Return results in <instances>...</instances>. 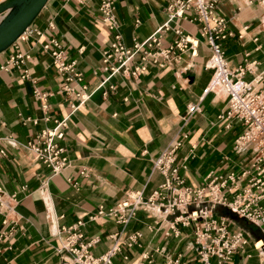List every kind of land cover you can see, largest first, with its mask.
Instances as JSON below:
<instances>
[{
    "label": "crops",
    "instance_id": "obj_1",
    "mask_svg": "<svg viewBox=\"0 0 264 264\" xmlns=\"http://www.w3.org/2000/svg\"><path fill=\"white\" fill-rule=\"evenodd\" d=\"M169 1L115 0L123 44L131 47L163 25ZM249 1L219 0V9L227 17H234L230 27L235 35L223 43L229 67L236 69L249 53L248 59L259 63L256 74L264 66V0ZM98 6L99 0H84L81 4L48 0L30 25L35 31L19 40L17 49L10 46L0 53V66L10 54H30L21 68L0 70V148L6 151L0 156V186L7 193L27 186L19 193L15 217L10 216L14 220L4 223L5 215L0 213V264H78L62 248L68 236L62 227L77 221L85 222L78 243L95 239L89 247L94 256L102 255L112 245L110 235H119L116 264H136L143 252L153 255L158 263L182 254L183 261L197 264L193 238L186 235L189 229L178 237L167 235L168 223L156 209H138L125 227L110 217H89L99 205L108 209L129 191L149 196L159 189L165 178L154 168V161L182 134L186 133L187 138L176 152L175 164L186 165L180 168V175L185 185L192 187L203 185L209 174L238 175L249 169L256 156L255 144L247 142L236 149L239 128L234 124L226 128V120L218 117L226 109L225 93L220 89L203 93L212 76V70L205 66L210 49L203 41L196 56L182 53L177 61L163 67L149 65L137 77L116 73L100 86L109 74L102 69L101 52L113 35L103 26ZM169 24L199 36L198 22L175 19ZM243 26L248 29L240 39L237 35ZM50 38L61 42L66 59L75 60L76 69L82 73L80 83H69L73 92L64 91L63 75L42 48ZM173 38L172 30L162 33V45ZM23 69L29 74L24 79ZM36 90L47 93L46 109ZM82 92L88 98L79 104L76 94ZM189 104H198L200 111L188 118ZM63 118L66 128L61 143L69 165L51 175L24 144L40 130L53 128L54 119ZM250 170L249 175L239 179L238 189L253 175L254 170ZM242 228V232L249 233ZM135 231L141 236L127 246L129 235ZM251 240L249 237L236 256L238 260L234 258L231 264H264V255L253 248ZM123 253L128 260H122Z\"/></svg>",
    "mask_w": 264,
    "mask_h": 264
},
{
    "label": "built area",
    "instance_id": "obj_2",
    "mask_svg": "<svg viewBox=\"0 0 264 264\" xmlns=\"http://www.w3.org/2000/svg\"><path fill=\"white\" fill-rule=\"evenodd\" d=\"M81 4L84 0H74ZM261 0H251L250 3ZM98 10L103 26L113 35L110 44L102 50L103 70L109 72L100 83L103 86L108 79L116 73L137 77L144 73L149 65L163 67L165 63L177 61L182 53H189L190 57L196 56L198 47L203 41L210 49L205 66L212 70V76L203 89V93L220 89L226 96V109L219 118L226 120L225 127L239 125V132L235 139V148L247 142L255 144L256 156L249 169L243 170L236 175L229 172L224 175L207 176L206 182L199 187L185 185L184 178L180 175V168L186 165L175 164L176 152L181 147L187 134H182L175 139L154 161V168L164 175V183L159 189L153 191L149 196H144L141 191H129L124 199L115 205L105 209L99 205L96 212L91 215L90 220L99 217H110L116 223L125 227L136 215L138 209H156L162 213L164 220L168 223L167 235L178 237L184 229H189L188 237H192L195 248L197 264H231L233 256L243 251L249 242V233L230 230L228 218L214 217L212 209L216 205L227 207L238 217L249 221L264 236V66L255 74V68L259 64L256 60L248 59L249 53L245 54L243 63L236 69L228 65L224 41L234 37L235 32L230 27L234 17H227L219 9V0H170L166 6L167 21L158 27L151 35L141 41H135L131 47L122 42L119 24L115 16V0H99ZM175 19L198 22L200 24L199 36L185 33L180 27H171L169 22ZM248 26L242 27V32L237 35L243 38V32ZM172 30L174 38L163 46L162 33ZM30 26L11 45L18 48V41L24 39L26 34L32 33ZM257 41L255 37L253 39ZM42 48L48 52L53 64L63 75L66 84L63 86L65 92H73L69 85L72 81L80 83L83 79L82 73L76 69L75 60H67L65 51L60 41L55 38L47 39ZM259 46L255 48L258 50ZM30 54L28 52H15L10 54L7 60L0 66V70H7L10 66L21 68ZM139 61L136 63L135 61ZM28 70L23 69L21 78L28 77ZM251 75V78H247ZM82 90L86 86L82 85ZM113 89V85H110ZM35 95L43 101L42 108L46 109L47 93L35 91ZM80 103H83L88 94L82 92L76 94ZM72 109L76 106L71 105ZM200 111L198 104H189L187 116ZM49 117L47 116L46 119ZM53 128L40 130L32 139L24 144L25 149L35 160L50 169L51 175H55L68 167L69 158L66 148L61 141L64 140L66 118L54 119ZM6 151L0 148V156H5ZM254 170L247 184L238 189L239 179L250 174ZM81 174H85L82 170ZM27 190L23 185L17 192L7 193L0 186V213L5 215L7 221H13L10 216L15 217V206L19 202V193ZM15 224V223H14ZM85 222L76 223L62 227L68 233L62 248L67 250L78 264H116L114 256L120 252L119 235H110L113 240L108 250L100 256H94L89 247L95 242L91 239L86 243L78 241L82 239L83 233L80 228ZM141 236L139 231L129 235L127 246H131ZM251 239H253L251 237ZM263 243L256 248V240L253 239V248L261 251L264 255ZM122 260H128L126 253L122 254ZM136 264H189L182 260V254L176 258L167 257L158 263L153 255L148 252L141 253Z\"/></svg>",
    "mask_w": 264,
    "mask_h": 264
},
{
    "label": "water",
    "instance_id": "obj_3",
    "mask_svg": "<svg viewBox=\"0 0 264 264\" xmlns=\"http://www.w3.org/2000/svg\"><path fill=\"white\" fill-rule=\"evenodd\" d=\"M47 2L48 0H9L0 4V53L8 49L25 32ZM237 219L249 224L242 217ZM248 232L255 240L263 236L258 229Z\"/></svg>",
    "mask_w": 264,
    "mask_h": 264
},
{
    "label": "trees",
    "instance_id": "obj_4",
    "mask_svg": "<svg viewBox=\"0 0 264 264\" xmlns=\"http://www.w3.org/2000/svg\"><path fill=\"white\" fill-rule=\"evenodd\" d=\"M6 1H9V0H5L4 2H6ZM4 2H2V3H4ZM214 210H215V212L219 213L218 214L219 216L227 217L229 219H233L234 221L236 220L237 222H240L242 224V226L245 229H247L248 231L249 230L252 231V230L256 229V227L254 225H252L249 221H247L245 219L244 220L247 221L249 224H246L243 221H238V219H237L238 216L234 212H232L230 209H228L227 207H224L221 205H216Z\"/></svg>",
    "mask_w": 264,
    "mask_h": 264
},
{
    "label": "rangeland",
    "instance_id": "obj_5",
    "mask_svg": "<svg viewBox=\"0 0 264 264\" xmlns=\"http://www.w3.org/2000/svg\"><path fill=\"white\" fill-rule=\"evenodd\" d=\"M0 18H1V16H0ZM237 127H239V125H237ZM212 212H214L213 213V215H214V217H219V213H217V212H215V210L214 209H212ZM227 218V217H226ZM228 223H229V229L230 230H234V229H236V230H241V231H244V229L242 228L243 226H242V224L240 223V222H237L236 220L234 221L233 219H229L228 218ZM249 236L251 237V235H250V233H249ZM263 238L264 236H260V238ZM192 237H190V239H191ZM260 239V240H263V239ZM251 241H253V239L251 240ZM238 254H236V255H234L233 256V259L235 258V260H238L237 258L238 257H236Z\"/></svg>",
    "mask_w": 264,
    "mask_h": 264
},
{
    "label": "bare ground",
    "instance_id": "obj_6",
    "mask_svg": "<svg viewBox=\"0 0 264 264\" xmlns=\"http://www.w3.org/2000/svg\"><path fill=\"white\" fill-rule=\"evenodd\" d=\"M262 243H263V240H257L256 241V247H260L261 245H262Z\"/></svg>",
    "mask_w": 264,
    "mask_h": 264
}]
</instances>
